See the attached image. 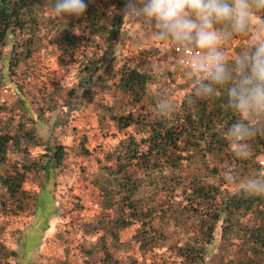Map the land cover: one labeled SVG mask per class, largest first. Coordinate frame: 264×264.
<instances>
[{"label": "trees", "instance_id": "obj_1", "mask_svg": "<svg viewBox=\"0 0 264 264\" xmlns=\"http://www.w3.org/2000/svg\"><path fill=\"white\" fill-rule=\"evenodd\" d=\"M119 1L123 3L116 17L109 11L112 0H89L85 17L67 22L50 15L53 0H0V78L13 73L11 69L38 48L52 44L73 61L78 76L88 80L83 87L86 97L91 96V83L106 85L110 80L112 91H119L124 104L130 105L120 112L114 104L98 103L96 108L100 124L111 121L118 131L131 129L105 153V163L98 164L92 181L101 207L116 214L110 222L103 217L96 223L104 231L94 243L103 255L101 264L133 263L114 259L104 242L106 234L115 240L118 229L132 224H137L133 237L141 254L151 241H165L168 225L186 229L183 240L168 245L169 262L159 264H264V196L241 192L253 180L264 182V165L257 159L264 154V116L251 121L257 134L248 138L249 154L241 157L227 132L239 117L226 107L223 92L202 99L190 76L188 91L176 101L151 88L160 89L170 71H154L145 59L141 64L122 61L112 69L109 56H114L112 41L125 4ZM251 46L235 47L229 63ZM16 87L26 121L0 125V203L22 210L26 173L39 168L45 174L58 167L65 151L59 144L44 146L45 159L32 164L27 146L39 144L26 123L35 118ZM50 106L45 98L39 108ZM8 152L21 160L10 161ZM154 217L160 219L159 236L149 231L157 229L152 226ZM190 227H195L192 235Z\"/></svg>", "mask_w": 264, "mask_h": 264}, {"label": "rangeland", "instance_id": "obj_2", "mask_svg": "<svg viewBox=\"0 0 264 264\" xmlns=\"http://www.w3.org/2000/svg\"><path fill=\"white\" fill-rule=\"evenodd\" d=\"M114 1L109 11L116 17V11L120 10L117 7L123 1ZM106 22L112 29L115 27L109 23V18ZM254 36L252 31L224 39L221 47L226 59L233 56L235 47L252 44ZM112 45L114 56H109L112 69L122 61L141 64L140 60L145 59L154 71L171 72L168 81H160V89L152 85V90H161L176 101L188 91L193 72L187 53L175 43L157 39L154 29L135 21L123 22L122 17ZM146 51L148 53H142ZM11 71L9 76L0 78V90L5 86L9 88L5 101L0 102L5 108L0 111V125L26 121L16 92V85H19L25 107L35 118L26 123L39 144L27 146L32 164L39 165L45 159L44 146L59 144L65 154L62 163L45 174L39 168L26 173L22 189L27 201L22 210L0 203V264H101L103 255L95 249L94 243L104 231L96 227V223L103 217L110 222L116 214L101 207L92 181L98 164L105 163V153L123 137V132L131 129L118 131L111 121L100 124L96 108L98 103L114 104L120 112L130 105L124 104V96L119 91H112L109 79L106 85L96 86L90 82L91 96L86 97L83 87L88 80L79 77L73 61L52 44L38 48L32 57ZM45 98L51 103L49 110L39 108ZM7 158L21 160L18 154L11 152ZM257 159L264 165V154ZM159 220L154 217L152 226L157 229H149L155 236L160 235ZM136 227L137 224H132L118 229L115 240L105 235V248L117 261H133L132 264L169 262L172 252L168 245L186 236L185 228L168 225L164 230L165 241H151L141 254L133 237ZM194 230L195 227H190L188 232L192 235ZM217 235L216 230L215 237Z\"/></svg>", "mask_w": 264, "mask_h": 264}, {"label": "clouds", "instance_id": "obj_3", "mask_svg": "<svg viewBox=\"0 0 264 264\" xmlns=\"http://www.w3.org/2000/svg\"><path fill=\"white\" fill-rule=\"evenodd\" d=\"M88 2L53 0L50 15L67 22L79 20L85 17ZM257 12H264V0H125L122 9L123 22L150 27L157 39L175 43L187 53L197 74L196 95L202 99L220 92L226 95V107L239 117L227 132L241 157L249 154L248 138L257 134L251 121L264 116V16ZM252 31V46L230 64L221 42ZM241 192L264 196V182L253 180Z\"/></svg>", "mask_w": 264, "mask_h": 264}, {"label": "built area", "instance_id": "obj_4", "mask_svg": "<svg viewBox=\"0 0 264 264\" xmlns=\"http://www.w3.org/2000/svg\"><path fill=\"white\" fill-rule=\"evenodd\" d=\"M192 72L193 73L191 74V76H192L193 80H195L197 78V74L193 70H192ZM8 92H9V88L7 86L1 88V90H0V102L5 101V98L8 94ZM134 264H137V263H134Z\"/></svg>", "mask_w": 264, "mask_h": 264}]
</instances>
